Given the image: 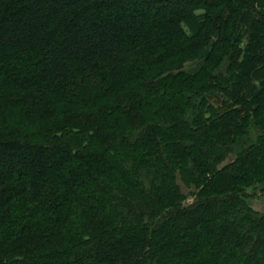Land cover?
<instances>
[{
    "label": "trees",
    "instance_id": "obj_1",
    "mask_svg": "<svg viewBox=\"0 0 264 264\" xmlns=\"http://www.w3.org/2000/svg\"><path fill=\"white\" fill-rule=\"evenodd\" d=\"M264 0H0V264H264Z\"/></svg>",
    "mask_w": 264,
    "mask_h": 264
},
{
    "label": "rangeland",
    "instance_id": "obj_2",
    "mask_svg": "<svg viewBox=\"0 0 264 264\" xmlns=\"http://www.w3.org/2000/svg\"><path fill=\"white\" fill-rule=\"evenodd\" d=\"M248 205L253 210L264 213V197H252L248 200Z\"/></svg>",
    "mask_w": 264,
    "mask_h": 264
}]
</instances>
